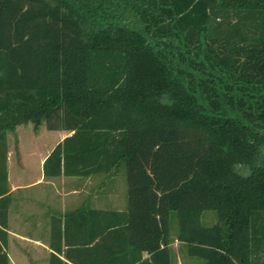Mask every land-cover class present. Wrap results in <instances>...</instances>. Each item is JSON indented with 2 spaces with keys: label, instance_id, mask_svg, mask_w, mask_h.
Instances as JSON below:
<instances>
[{
  "label": "trees",
  "instance_id": "obj_1",
  "mask_svg": "<svg viewBox=\"0 0 264 264\" xmlns=\"http://www.w3.org/2000/svg\"><path fill=\"white\" fill-rule=\"evenodd\" d=\"M29 121L71 132L45 178L125 174L124 209L53 217L48 264H172V212L187 256L264 264V0H0V264Z\"/></svg>",
  "mask_w": 264,
  "mask_h": 264
},
{
  "label": "crops",
  "instance_id": "obj_2",
  "mask_svg": "<svg viewBox=\"0 0 264 264\" xmlns=\"http://www.w3.org/2000/svg\"><path fill=\"white\" fill-rule=\"evenodd\" d=\"M61 131L52 145L41 154L39 172L30 180H23L22 169L18 167L22 162L11 157L8 147V191L5 195L10 197L6 246L9 264H48L49 254L53 252L49 247L53 217L79 207L122 210L126 206V182L123 183L122 178L118 177L119 172L44 177L42 164L45 157L58 142L71 134ZM178 244L181 243L175 238L170 244L174 264H203L201 261L196 263L195 258L185 253L183 257L180 256L174 249Z\"/></svg>",
  "mask_w": 264,
  "mask_h": 264
},
{
  "label": "rangeland",
  "instance_id": "obj_3",
  "mask_svg": "<svg viewBox=\"0 0 264 264\" xmlns=\"http://www.w3.org/2000/svg\"><path fill=\"white\" fill-rule=\"evenodd\" d=\"M61 130H49L45 127L44 122L35 126L32 122L20 123L15 126L13 130L7 132V143L12 158H18L21 160V165H18L22 169L23 180H30L37 176L39 172V158L54 142V140L60 135ZM263 159H264V149ZM12 162V161H11ZM13 166L15 164H12ZM11 165V167H12ZM244 172V170H243ZM118 177L122 178L125 183L124 169L118 173ZM101 183L104 181L100 177ZM105 188V186H104ZM103 188V189H104ZM215 213L212 210H206L201 213L200 222L203 225H209L215 222ZM171 238H175V232L177 230L176 218L172 212L169 221ZM175 251L183 257L184 250L183 245L178 244L174 248ZM194 258V257H193ZM197 261L203 262L199 258H195ZM174 264V261H172Z\"/></svg>",
  "mask_w": 264,
  "mask_h": 264
}]
</instances>
